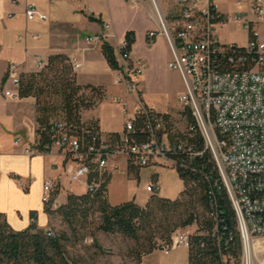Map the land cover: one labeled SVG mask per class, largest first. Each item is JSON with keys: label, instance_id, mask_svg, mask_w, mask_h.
<instances>
[{"label": "built area", "instance_id": "1", "mask_svg": "<svg viewBox=\"0 0 264 264\" xmlns=\"http://www.w3.org/2000/svg\"><path fill=\"white\" fill-rule=\"evenodd\" d=\"M150 1L158 29L148 34V45L158 35L166 38L171 52L168 67L180 75L184 87L179 102L192 117L188 135L191 138L198 135L203 150H198L194 141H170L169 117L148 107L140 97L138 79L144 74L146 63L131 59L126 41L115 50L118 68L114 70V85L122 86L133 103L112 97L121 106L125 118L119 138L95 134L83 148L80 137L71 134L65 123L57 122L49 133L51 142L44 144L43 150L39 149V141L26 145L19 137L14 145L29 157L57 150L63 158L67 186L79 187L85 193L98 190L106 181L105 175L117 170L122 161L127 169L152 165L180 169L188 168L208 151L235 211L244 250L242 264H247V245L254 238H264V37L261 32L264 0H236L234 14H224L215 0H171L169 15L163 13L157 0ZM25 16L29 21L48 19L33 4H27ZM229 22L239 24L246 31V43L220 40L219 30ZM109 28L107 24L106 29ZM70 64L74 72L82 67V61L77 58H72ZM45 66L43 61L36 63L38 71ZM20 76L19 66L10 64L7 82L11 88L4 89L6 98H20ZM137 136L143 138L139 140ZM93 167L99 175L91 180ZM1 168L0 153V171ZM12 178L23 191H28L33 182L32 176L23 179L14 174ZM64 190L65 185L59 179H48L43 187V204L57 210L60 207L57 196ZM146 190L157 193L161 187L155 180ZM47 236L55 237V232L48 230ZM190 247L191 236L177 231L172 244L162 250L169 254L172 248ZM223 263L227 264L226 259Z\"/></svg>", "mask_w": 264, "mask_h": 264}, {"label": "crops", "instance_id": "2", "mask_svg": "<svg viewBox=\"0 0 264 264\" xmlns=\"http://www.w3.org/2000/svg\"><path fill=\"white\" fill-rule=\"evenodd\" d=\"M157 1L165 15L172 13L171 7L168 9L167 4L165 6L161 0ZM27 4L35 5L47 16V21L27 20ZM107 24L110 25L109 29H106ZM228 24L239 25L235 22ZM240 28L243 30L241 26ZM157 29L158 19L150 0H0V214L11 229L24 231L32 223L36 224L38 229H49L52 217L46 212V206L42 202L43 187L48 179H59L65 185V190L57 196L60 206L66 204L68 195L74 194L73 189L76 187L67 186L62 168L63 158L57 150L29 157L24 154L22 148L14 145L18 137L26 145H33L39 141V135L35 99L29 97L14 100L4 96V86L11 88L10 82H7L9 65L17 64L20 74H27L37 72L36 63L43 61L47 64L49 57L53 55H65L69 60L80 59L82 67L74 72L77 83L99 89L105 96L94 109L107 104L114 110L113 114L108 115L95 112L90 119H85V113H82V122H96L103 136L121 134L124 131L125 118L122 108L113 102L112 97H122L131 105L133 102L121 86L114 85V69L102 53V42H108L116 50L126 41L128 32L136 34V42L130 55L133 61L142 60L146 63V70L138 79L142 100L148 107L171 115L181 104L175 101L172 95H168V81L170 78L180 82L182 80L177 72L168 67L171 52L166 38L158 35L154 42L148 45V34ZM182 92L179 91L178 98ZM14 174L23 179L33 177L28 192L19 188L12 178ZM154 174L158 176L157 173ZM183 190L182 181V186L174 192L158 197L175 200ZM64 192L68 195L61 201L60 197ZM82 194H85V191L76 195ZM108 202L112 206L125 203L110 202L109 185ZM146 203L137 204L145 206ZM32 212L37 213L35 221L31 218ZM144 263L189 264V248H172L169 254L158 249L147 255L139 264Z\"/></svg>", "mask_w": 264, "mask_h": 264}, {"label": "trees", "instance_id": "3", "mask_svg": "<svg viewBox=\"0 0 264 264\" xmlns=\"http://www.w3.org/2000/svg\"><path fill=\"white\" fill-rule=\"evenodd\" d=\"M125 40L131 51L136 34L128 32ZM101 50L110 67L117 69L115 49L103 41ZM86 93L92 94V98H88ZM19 96L32 97L36 101L40 150H43L44 144L51 142L49 133L57 122L65 123L71 134L79 136L83 148L90 144L95 134L102 135L96 122L84 123L81 116L83 110L101 103L104 94L91 86L79 85L70 60L65 55L50 56L41 71L21 74ZM94 96H99L98 103L93 102ZM190 118L192 123L191 115ZM85 129H91L92 134L83 132ZM120 135L112 133L106 137L119 138ZM140 138L143 136H137V139ZM169 139L171 142L194 141L197 149L203 150L198 135L177 140L170 136ZM134 170L133 167L128 168L129 172ZM176 170L184 182V190L175 200L152 195L145 206L138 205L134 200L112 206L108 202L110 174L105 175V183L95 192L69 194L66 204L57 210L46 206V212L51 217L61 216L72 232H77L78 224L86 228L90 219H99V231L118 233L134 240H138L146 230L157 227L162 220L159 215L173 214L177 217L173 227L161 236L166 246L172 244V235L177 229L196 225L198 229L191 236L189 264H224L223 259L231 264L232 258L238 259L243 254V245L235 211L210 153L206 151L188 168ZM98 175V170L93 167L90 179H97ZM31 218L35 221L37 213L32 212ZM47 231L38 229L34 223L24 231H15L0 214V264H56L60 260V264H66L62 258V239H66L67 235L48 237ZM155 249V245H149L146 255ZM138 260L141 261V257Z\"/></svg>", "mask_w": 264, "mask_h": 264}, {"label": "rangeland", "instance_id": "4", "mask_svg": "<svg viewBox=\"0 0 264 264\" xmlns=\"http://www.w3.org/2000/svg\"><path fill=\"white\" fill-rule=\"evenodd\" d=\"M161 1L165 6L167 4L166 8L168 7V9H170L171 7L172 9L171 0ZM216 1L222 12L226 14H231L236 9V0ZM162 8L165 10L164 6ZM261 32L264 37V25L261 26ZM219 37L224 43L236 42L241 45L246 42L247 38L245 31L236 24L225 25L219 30ZM168 82L170 91L168 95H172L175 101L180 104L178 93L179 91L184 90L183 83L172 78H170ZM4 89H7V87L4 86ZM86 94L88 95V98H92V94ZM104 97L105 96H103L102 101L105 99ZM140 97L142 99V93ZM98 100L99 96H94L93 102L98 103ZM91 109H94V107ZM91 109L82 111L83 114L85 113V119H90L95 112L106 115L114 113L113 108L107 104H103L97 109L90 111ZM168 117L169 125L167 131L169 137L173 136L174 139L177 140L189 136L188 130L191 118L187 110L182 109L180 106L179 109L174 111V114L168 115ZM58 120L64 121L63 119ZM154 173L158 174V179L155 177L153 178ZM155 180H158V184L162 191L157 193L147 192L146 187L149 183L155 182ZM181 186L182 181L179 178L177 170L168 167L167 165H162L161 167L152 165L147 168H140V173H138V169L129 172L126 162L122 161L119 168L112 172V177L109 183V200L112 204H120L129 200H135L137 203L143 205L149 201L152 195H168ZM73 192L74 194H79L83 193L84 190L76 187L73 189ZM67 195L68 194L64 192L60 197L61 201H64L67 198ZM159 218L162 219L160 224L157 227H153L152 229H148L141 233L138 240L125 237L118 233L107 234L99 231L97 229L100 222L99 219H90L86 224V228H82L78 224L76 225L77 232H72L64 222L63 218L59 215H55L52 217V223L49 224L48 230H52L57 236L63 234L67 235L66 239H62V244L64 246L62 258L66 264H139L142 259L147 256L146 253L148 252L149 245H155V250L160 249L161 246L166 247V241L162 240L161 236H163L166 230L173 227V224L177 219L173 214H162L159 215ZM197 229L196 225L179 228L172 236L174 238L177 231H183L192 236L196 233ZM252 241H254V243H252V246L254 247L251 248L252 259L250 264H264V238H254ZM140 257L141 261L138 260ZM243 260L244 250L240 258L231 259V264H242ZM60 262L62 261L60 260L56 264H60Z\"/></svg>", "mask_w": 264, "mask_h": 264}, {"label": "bare ground", "instance_id": "5", "mask_svg": "<svg viewBox=\"0 0 264 264\" xmlns=\"http://www.w3.org/2000/svg\"><path fill=\"white\" fill-rule=\"evenodd\" d=\"M252 243H254V241H251L250 244L247 245V248H248V254L246 256L247 264H250V261H251V255H250L251 253H250V250L249 249H251L252 247H254V246H252Z\"/></svg>", "mask_w": 264, "mask_h": 264}]
</instances>
